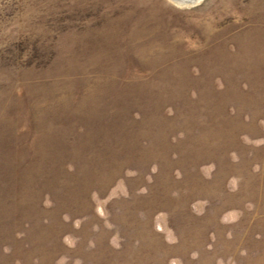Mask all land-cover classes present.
<instances>
[{"label":"rangeland","instance_id":"rangeland-1","mask_svg":"<svg viewBox=\"0 0 264 264\" xmlns=\"http://www.w3.org/2000/svg\"><path fill=\"white\" fill-rule=\"evenodd\" d=\"M176 1L0 0V264H264V0Z\"/></svg>","mask_w":264,"mask_h":264},{"label":"bare ground","instance_id":"bare-ground-1","mask_svg":"<svg viewBox=\"0 0 264 264\" xmlns=\"http://www.w3.org/2000/svg\"><path fill=\"white\" fill-rule=\"evenodd\" d=\"M176 1V0H175ZM182 1V2H181ZM192 1H196V0H192ZM176 2H178V3H180V4H182V3H185L186 2V0H177Z\"/></svg>","mask_w":264,"mask_h":264},{"label":"water","instance_id":"water-1","mask_svg":"<svg viewBox=\"0 0 264 264\" xmlns=\"http://www.w3.org/2000/svg\"><path fill=\"white\" fill-rule=\"evenodd\" d=\"M186 1H189V0H186ZM192 1V0H191ZM182 2V1H181Z\"/></svg>","mask_w":264,"mask_h":264}]
</instances>
